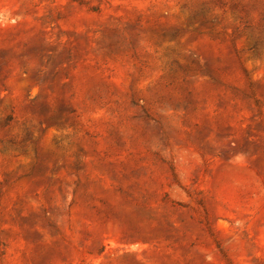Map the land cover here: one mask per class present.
<instances>
[{"label": "rangeland", "instance_id": "1", "mask_svg": "<svg viewBox=\"0 0 264 264\" xmlns=\"http://www.w3.org/2000/svg\"><path fill=\"white\" fill-rule=\"evenodd\" d=\"M0 264H264V0H0Z\"/></svg>", "mask_w": 264, "mask_h": 264}]
</instances>
